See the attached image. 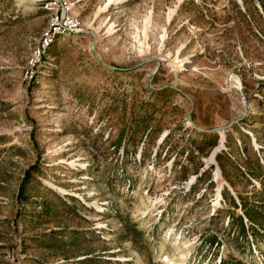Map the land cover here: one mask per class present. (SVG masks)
I'll use <instances>...</instances> for the list:
<instances>
[{
    "label": "rangeland",
    "instance_id": "rangeland-1",
    "mask_svg": "<svg viewBox=\"0 0 264 264\" xmlns=\"http://www.w3.org/2000/svg\"><path fill=\"white\" fill-rule=\"evenodd\" d=\"M0 264H264V0H0Z\"/></svg>",
    "mask_w": 264,
    "mask_h": 264
}]
</instances>
